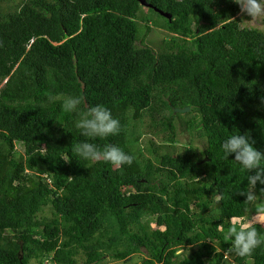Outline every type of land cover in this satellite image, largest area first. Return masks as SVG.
I'll list each match as a JSON object with an SVG mask.
<instances>
[{"label": "trees", "instance_id": "obj_1", "mask_svg": "<svg viewBox=\"0 0 264 264\" xmlns=\"http://www.w3.org/2000/svg\"><path fill=\"white\" fill-rule=\"evenodd\" d=\"M1 1L0 264H264V244L237 257L223 241L258 207L236 194L245 172L220 148L247 132L264 151V30L241 26L233 0H146L172 15L150 8L172 34L155 51L139 44L152 28L137 0ZM60 94L108 107L121 131L82 137L75 114L47 102ZM146 115L169 134L136 149ZM176 120L205 148L178 149ZM84 139L133 163L71 157Z\"/></svg>", "mask_w": 264, "mask_h": 264}, {"label": "clouds", "instance_id": "obj_2", "mask_svg": "<svg viewBox=\"0 0 264 264\" xmlns=\"http://www.w3.org/2000/svg\"><path fill=\"white\" fill-rule=\"evenodd\" d=\"M239 6L240 12L250 16L251 20L264 18V0H233ZM60 100V108L63 113H73L72 127L78 130L82 137L103 138L116 135L121 131V121L113 115L111 109L103 104H84L83 97L78 94H60L49 96L47 102ZM264 105V97H261ZM220 148L225 158L233 155L235 160L245 172L247 190L237 192V195L245 197L246 201L252 202L264 195V151L255 146V141L245 132L229 135L223 139ZM75 159L85 162H98L101 159L113 165H131L133 155L125 152L115 144H107L103 147L89 142V139L78 141L72 148ZM65 161H68L70 158ZM259 186V187H258ZM258 189L257 191H254ZM255 219L247 222L237 220L231 223L224 233L223 241L229 243V255L237 257L250 256L255 249L264 244V235L257 231L256 224L264 222V207L256 209Z\"/></svg>", "mask_w": 264, "mask_h": 264}, {"label": "rangeland", "instance_id": "obj_3", "mask_svg": "<svg viewBox=\"0 0 264 264\" xmlns=\"http://www.w3.org/2000/svg\"><path fill=\"white\" fill-rule=\"evenodd\" d=\"M20 0H3L1 1V5L2 7H6L8 5H15L16 3H19ZM142 13L143 15L146 17L149 26L152 28L150 29L149 34L147 35V37H143L142 40L140 41L139 44H146L149 45L150 47H152L155 51H159L160 50V46L164 44V40H169L172 37V34L162 30L161 26L162 23H164L163 18L156 12L151 11L150 8L148 7H141ZM238 17L240 18V24L243 27H249V28H257L260 30H264V18H260V19H253L251 20L250 16L244 15L241 12L239 13ZM190 112V111H189ZM165 114H168V112L166 111ZM184 115H186V113H182ZM185 119H189V117L184 116ZM160 118H157L156 120L158 121ZM159 124V123H157ZM157 124H155L157 126ZM154 125V123H152L151 118L149 115H146V117L144 118L143 121H136L133 123V126L131 128V133L132 136H137L139 134H142L141 140L139 143H137L136 145H134V147L136 149H138V147L142 148L145 143L147 142V139L152 138L154 140H156V142L162 141L161 138L166 137L169 132H163L160 131V126L158 128H156ZM175 126L177 128L176 130V139L178 141L177 144V148L181 149V147L183 148V146H188L189 144H192L193 147L197 150H201L203 148H205L206 146V140L200 138L198 135H193L191 134L188 130V125L184 123L183 120H176L175 121ZM188 129V130H187ZM154 132L158 133L159 135H155ZM17 150L19 152L23 151V148L18 145L17 146ZM254 206L257 208H259V206L264 207V199L263 200H255L253 201ZM256 212V209L253 208L249 211L248 215H246L245 217V222H247L249 219H255L254 213ZM264 223V222H261ZM143 258V255H135L132 256L130 258V260L128 261H122V260H115V259H111V258H107L103 264H138L141 263Z\"/></svg>", "mask_w": 264, "mask_h": 264}, {"label": "water", "instance_id": "obj_4", "mask_svg": "<svg viewBox=\"0 0 264 264\" xmlns=\"http://www.w3.org/2000/svg\"><path fill=\"white\" fill-rule=\"evenodd\" d=\"M138 2H140V4L142 6H145V7H149V8H153L156 12H158L160 15L166 17V18H169L171 19L172 15L170 13H166L162 10H159L157 9L156 7H154L153 5L149 4L146 0H137ZM190 111V107H186V108H175L174 109V112L175 113H187Z\"/></svg>", "mask_w": 264, "mask_h": 264}]
</instances>
